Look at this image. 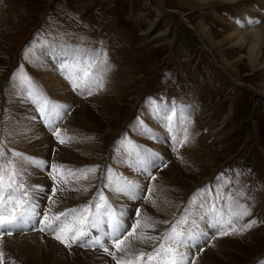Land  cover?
<instances>
[{
  "label": "rangeland",
  "instance_id": "1",
  "mask_svg": "<svg viewBox=\"0 0 264 264\" xmlns=\"http://www.w3.org/2000/svg\"><path fill=\"white\" fill-rule=\"evenodd\" d=\"M233 1L222 5L215 0H0V141L21 153L13 134L25 109L31 110L26 119L45 118L39 108L46 98L64 109L56 120L59 128L69 124L78 131L73 139H78L64 147L52 135L48 120L38 122L52 141L49 159L44 160L57 163L56 154L70 148L76 159L73 168L98 166L95 174L75 184L80 191L63 194L68 208L87 203L98 192L109 197L118 178L133 180L140 186V198L122 194L127 201L118 204L128 226L140 208L145 216L168 222L151 233L159 235L189 209V220L198 215L197 231L208 236L191 249L190 261L264 264V34L256 63H251L248 45L233 44L227 36L236 18L243 29L242 20L251 19L264 30V0ZM201 23L206 27L203 33ZM52 46L64 52L58 64L63 69L57 73L42 61ZM49 64L55 67L54 62ZM70 67L78 73L74 81L80 87L74 88L72 81L67 87L73 102L61 101L45 87L44 74L50 70L69 84L65 68ZM81 69L89 76L84 77ZM89 91L99 95L91 99ZM254 95L260 96L255 102ZM185 136L187 142L182 143ZM107 169L115 174L111 183L102 175ZM44 170L47 184L40 193L44 201H38L40 213L48 211L46 198L53 187L48 169ZM27 177L40 179L25 173V182ZM148 196L155 204L145 202ZM205 199L204 207H199ZM229 206L249 210V215L234 221L238 230L255 223L237 234L216 236V230L205 225L214 212ZM35 218L34 227L41 219ZM35 229L30 231V224L13 235L41 238L39 226ZM50 237L68 254L93 252L102 255V262L115 264L98 247L68 249ZM139 249L152 250L150 245H138ZM3 252L5 262L10 254ZM84 259L81 256L79 262Z\"/></svg>",
  "mask_w": 264,
  "mask_h": 264
},
{
  "label": "snow or ice",
  "instance_id": "2",
  "mask_svg": "<svg viewBox=\"0 0 264 264\" xmlns=\"http://www.w3.org/2000/svg\"><path fill=\"white\" fill-rule=\"evenodd\" d=\"M81 71L84 77L89 76L86 69H81ZM66 78L73 81L74 88L80 87L72 76ZM88 94L92 93L89 91ZM63 110H58L57 106L46 98L41 101L39 108L41 115L49 122L48 127L52 135L61 145L70 143L73 139L67 133L62 132L56 124ZM186 142L187 136L182 143ZM28 167L40 171L48 169L53 187L47 199L52 207L62 201L66 191H80L81 188L75 187V184L82 179L87 180L89 173L95 174L98 168V166L72 168L64 164H50L46 160L7 149V146L0 141V244L6 236L11 237L27 225L32 224L33 230H36L34 218L41 216L37 209L44 186L26 184L23 175ZM102 175L111 183L110 177L115 174L111 172V169H107ZM151 179L155 180L156 177L151 176ZM82 190L87 192L88 188L84 187ZM112 191L121 193L132 200L140 198L138 194L140 186L129 180L118 178ZM144 199L155 204L151 196ZM228 199L231 197L229 196ZM205 203L206 199L201 201L199 207L203 208ZM52 207L43 213L39 221L42 225L38 229L40 232L51 234L55 240L68 249L74 245L86 249L98 247L104 254L111 257L115 264H195V258L190 261L189 252L181 251V249L196 248L202 240L208 238L206 232L197 231L195 219L189 220V209H185V215L177 219L175 223H171L164 232L152 235L151 233L159 224L168 222L157 221L150 216H145L142 210L137 208L134 213V222L128 226L125 213L122 210L114 211L108 198L102 192H98L91 200L79 207L65 208L55 213L52 212ZM249 214L247 208L236 211L229 206L226 211L214 212L208 226L215 229V234L219 237L237 234L238 231H244L255 223L252 221L242 229L236 228L234 221ZM138 245H150L152 250H137ZM4 258L5 254L0 250V264H4Z\"/></svg>",
  "mask_w": 264,
  "mask_h": 264
},
{
  "label": "bare ground",
  "instance_id": "3",
  "mask_svg": "<svg viewBox=\"0 0 264 264\" xmlns=\"http://www.w3.org/2000/svg\"><path fill=\"white\" fill-rule=\"evenodd\" d=\"M212 1L214 2V0H212ZM215 1L218 3H221L222 5L226 4V3L230 4V3L235 2L233 0H215ZM251 1H255V0H251ZM237 2H245V0H238ZM166 12H168V11H166ZM236 21H237V18L235 19V22ZM242 21L244 23H246L245 29L241 28L237 23H235L233 21V23H231V26H230L231 27L230 30L232 29V31L227 36H229L232 40H234L233 44H238L240 46L248 45V51L250 54L249 58L251 60V63H256L258 60L259 54H260V46L259 45H260V41H262L261 39L263 37L264 30H259L258 28H256L254 20L251 21V19H250V21H246L245 19H243ZM191 29L193 31H195L193 27H191ZM205 29H206V27H204V24L201 23L200 24L201 32L203 33V31H205ZM149 32H147V34H149ZM145 35H146V33H145ZM203 46H204V44H203ZM205 50L208 51L206 46H205ZM47 52L48 53L45 54L44 58H42L44 65L49 69L53 68L54 69L53 73H57V71L62 70L63 67L61 65L58 66V64L64 58V52L60 49H55V46H52L51 50H47ZM86 52H87V55H89V50H87ZM50 58H52L53 61L50 60ZM53 62H54L55 67H52L49 64V63H53ZM65 72L68 75L72 76L73 80L76 79L77 76H79L78 73H76V71L74 69H72L71 67L69 69L65 68ZM51 74L52 73L50 72V70H46V73L44 74V79H47L48 81L45 80V82H43L45 84V87L47 86L48 89L50 90L49 92H51V91L53 92V93H51V95H53L58 100L64 99V101L73 102L74 98L71 95L70 90H69L71 88L67 87L68 85L72 84V80H69L68 81L69 84H66L63 81L60 82V80L56 76L51 75ZM78 78H80V77H78ZM102 84H103V81H102ZM92 92H94V94H92V96L90 95L91 99H94L95 97H97L99 95V92H98V95H96V91H92ZM63 95H66V96H63ZM257 97L258 96H256V95L253 96L254 102L257 99ZM30 114H31V110L25 109L24 115L21 117V120L19 122L20 126L17 127L16 133L13 135L16 136V138H17V145L19 146L21 153H23L27 156H30V157L48 160L49 159L48 157L50 156V150L52 148L51 147L52 146L51 138L47 135V132H45L44 130H42L40 128L41 125L38 123L39 121H37V118L34 115H33V117L26 119L27 116ZM83 126L86 127L89 125H87L86 122L83 121ZM60 129L62 132L67 133V135L72 137V138H75L73 136L78 137V135H77L78 131L72 130V127L69 124L63 125ZM77 139L78 138L72 139V141L70 143H66L63 146L64 147L72 146V145L77 143L76 142ZM73 157L70 154V148L62 149L59 151V153L56 154L55 161H57V164H64L68 167H72L73 163H76V161H75L76 159H75V157L74 158ZM45 171L46 170H43L40 172V171H38L32 167H28L26 169V172H25L26 175H29V177L30 176H38L40 179H35L34 177H31V178L27 177L28 179H26V182L27 183L29 182L28 184L34 183V185H42L45 188L47 183L44 180L43 176L41 175V173L45 174ZM121 195H122L121 193H115L113 191H111V194H109V197H111L113 199L112 201L115 202L119 211H120V209H123V208L118 207V204L121 205L122 204L121 201H123V202L127 201L125 198L121 197ZM66 197L67 196L63 195L62 201L58 202V204L55 207H52L50 204H48L49 208L52 207L53 213H55L59 210L68 208V206H69L67 204L68 199ZM42 199L44 201V198H42ZM42 199H39V200H42ZM115 199H116V201H115ZM145 202H149V200H146ZM146 206H147V204H146ZM122 211L124 212V210H122ZM151 215L152 214H150V216ZM125 217H126V214H125ZM152 217H154V216H152ZM34 219H36V218H34ZM193 219H195V221H196V226H199L198 225L199 216L196 215V218L193 217ZM204 225L205 224H201V226H204ZM205 226H206V229L209 227L208 225H205ZM13 236L14 237H12L11 240L6 239L3 241L2 244H0V250L7 251L8 254H10L9 258L6 257L7 259L5 260L4 264H12V262H14V264H104V263L109 264L108 262H104V261H103L104 263L102 262V260H103V258H101L102 255L99 257L96 253H93V252H84V253L80 254L78 251H76V252H72V253L68 254L62 248H60L59 245L52 242L49 239V238H51L50 234H47L45 232L41 233V235H40L41 238L38 235L22 236V237L18 236V235L17 236L13 235ZM185 251L190 253L191 250L185 248ZM81 256H85V259H84L85 261H83L82 263L79 262V259L81 258ZM12 258H14L15 261L12 260Z\"/></svg>",
  "mask_w": 264,
  "mask_h": 264
},
{
  "label": "water",
  "instance_id": "4",
  "mask_svg": "<svg viewBox=\"0 0 264 264\" xmlns=\"http://www.w3.org/2000/svg\"><path fill=\"white\" fill-rule=\"evenodd\" d=\"M254 110H255V106L253 105L252 108H251V112H250L251 120H252L253 115H254Z\"/></svg>",
  "mask_w": 264,
  "mask_h": 264
},
{
  "label": "crops",
  "instance_id": "5",
  "mask_svg": "<svg viewBox=\"0 0 264 264\" xmlns=\"http://www.w3.org/2000/svg\"><path fill=\"white\" fill-rule=\"evenodd\" d=\"M172 132V130H170Z\"/></svg>",
  "mask_w": 264,
  "mask_h": 264
}]
</instances>
